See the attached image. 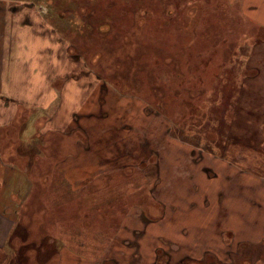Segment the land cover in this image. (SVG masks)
Returning a JSON list of instances; mask_svg holds the SVG:
<instances>
[{
    "label": "rangeland",
    "instance_id": "obj_1",
    "mask_svg": "<svg viewBox=\"0 0 264 264\" xmlns=\"http://www.w3.org/2000/svg\"><path fill=\"white\" fill-rule=\"evenodd\" d=\"M245 3L0 0V264L264 243V3Z\"/></svg>",
    "mask_w": 264,
    "mask_h": 264
},
{
    "label": "flooded vegetation",
    "instance_id": "obj_2",
    "mask_svg": "<svg viewBox=\"0 0 264 264\" xmlns=\"http://www.w3.org/2000/svg\"><path fill=\"white\" fill-rule=\"evenodd\" d=\"M234 247L236 248V250L228 251L226 253V258L229 259V262H226V263L235 264L230 259L235 256H239V257L243 256L244 258L250 257L249 259L244 261L245 264H253V260H254L253 258L255 256H258L264 259V243H260L257 245L254 244V246H252V245H249L248 242H237L234 244ZM209 257L210 255L204 258L205 264H224L223 261H221L220 259L209 261Z\"/></svg>",
    "mask_w": 264,
    "mask_h": 264
},
{
    "label": "crops",
    "instance_id": "obj_3",
    "mask_svg": "<svg viewBox=\"0 0 264 264\" xmlns=\"http://www.w3.org/2000/svg\"><path fill=\"white\" fill-rule=\"evenodd\" d=\"M233 1L246 2L244 6H247L248 3H252L253 4V3L257 2V1H263V3H264V0H233ZM256 5H257V9H249L248 8V12L251 13L250 16H252V19L254 18V19H256V21H263L264 20V4L262 6L260 3H256ZM250 16H248V17L250 18ZM257 117H258L259 120L262 121L261 124H263V120L262 119H263L264 115L257 113ZM215 177L217 178L216 174H215ZM220 237L222 238V235ZM238 242H245V241H238ZM255 244H258V243H255ZM226 252H228V251H226ZM227 260H229V259L227 258ZM254 262H255V260H254Z\"/></svg>",
    "mask_w": 264,
    "mask_h": 264
},
{
    "label": "trees",
    "instance_id": "obj_4",
    "mask_svg": "<svg viewBox=\"0 0 264 264\" xmlns=\"http://www.w3.org/2000/svg\"><path fill=\"white\" fill-rule=\"evenodd\" d=\"M141 15H143L142 13H141ZM140 14H138V16H141ZM144 16V15H143Z\"/></svg>",
    "mask_w": 264,
    "mask_h": 264
}]
</instances>
